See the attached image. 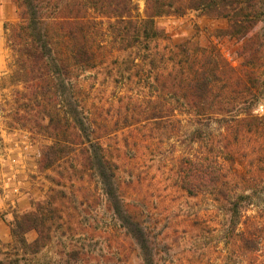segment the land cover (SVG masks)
Here are the masks:
<instances>
[{"label":"trees","instance_id":"16d2710c","mask_svg":"<svg viewBox=\"0 0 264 264\" xmlns=\"http://www.w3.org/2000/svg\"><path fill=\"white\" fill-rule=\"evenodd\" d=\"M11 3L18 21L5 28L6 40L13 55L12 79L21 84L13 96L14 120L21 128L39 133L50 142L41 148L37 169L58 170L68 183L96 176L115 214L123 199L117 171L125 152L118 145L109 146L107 141L117 129L137 125L140 120L136 114L141 115L144 129L137 137L154 144L174 126L175 113L182 108L193 127L190 142L204 139L209 122L223 129L217 135L224 139V131L231 127L239 134L244 121L238 116L228 118L226 113L237 104L251 105L258 97L254 94L257 81L249 66L256 65L264 50V0H144L143 17L134 0ZM186 11L225 19L227 27L217 37L238 43L233 53L242 59L240 67H233L213 47L160 45L164 33L155 25V18L181 16ZM85 71L105 81L96 88L97 92L105 86L122 84L128 87L127 94L119 96L116 105L109 104L107 109L105 104L99 106L94 93L91 98L96 102L86 104L81 96L87 88L80 81ZM141 81L151 89L143 107L131 95L132 85ZM249 118L259 121L256 116ZM225 148L221 146V150ZM217 151L210 157L201 152L184 156L178 169L179 186L189 197L206 196L214 204L219 203L230 217V246L251 254L264 240L257 235L252 221L247 225L249 218L242 214L241 202L249 196L240 194L234 198L228 192L223 172L228 152ZM48 177L53 182L54 178ZM128 182L132 183L130 179ZM59 185L56 181L55 187L48 189L44 202L33 203L31 210L14 216L11 243L0 264H39L38 254L53 241L61 224L67 219L69 222L63 209L71 200L64 190L56 188ZM123 206L124 211L116 216L127 244L118 243L117 249L135 251L138 264H175L172 258H166L171 250L165 241L167 233L148 226L136 202H125ZM197 224L194 220L190 226ZM239 224L242 230H237ZM28 232L36 235L31 241L26 239ZM86 253L83 246L77 245L62 252L64 257L53 264H127L124 256L94 259Z\"/></svg>","mask_w":264,"mask_h":264},{"label":"rangeland","instance_id":"374dc122","mask_svg":"<svg viewBox=\"0 0 264 264\" xmlns=\"http://www.w3.org/2000/svg\"><path fill=\"white\" fill-rule=\"evenodd\" d=\"M134 2L138 14L143 17L144 0ZM17 21L11 0H0V198L6 192L4 198L10 202L20 192L27 194L24 199L26 209L16 212L13 207V219L15 215L31 210L33 203L44 202L48 189L55 187L56 181L60 184L56 188L64 190L67 199L71 200L63 209V215L69 216V222L66 217L67 221L55 231L53 241L38 254L39 264L58 262V258L64 257L62 252L77 245L83 246L86 254L94 259L120 255L126 257L127 264H138L139 258L135 251L117 249L118 243L127 244L119 215L116 216L124 211L125 202H136L148 226H152L156 232L163 230L167 233L165 241L171 250L168 257L165 256L168 260L172 258L175 264L179 261L180 264H264V50L256 65L249 66L254 72L253 80L257 81L256 87H253L254 94L258 95L256 101L251 105L237 104L232 112L226 113L228 118L238 116L244 119L242 127H238L239 134L231 127L224 131L225 138L220 139L222 137L217 134L223 129L217 123L209 122L204 139L192 143L189 137L193 127L187 122L190 117L182 108H179V113H175L174 126L154 144L145 143L137 137L144 129L141 115L136 114L140 120L137 125L115 131L116 135L107 141L108 145H118L125 152L117 171V177L122 181L123 199L115 214L96 176L68 183L58 174V170L38 171L37 160L41 148L50 142L39 133L21 128L13 116V96L17 89H21V84L12 79L13 55L7 44L5 28ZM154 22L164 33L160 45L172 48L188 43L193 47H213L233 67H240L242 59L233 53L238 43L217 37L218 32L227 27L225 19L186 11L181 16L155 18ZM260 27L261 24L257 29ZM94 77L92 71H85L80 77L82 86L87 88L81 96L86 104L96 102L91 98L94 93L98 104H105L107 109L109 104L116 105L119 96L127 94L128 87L122 84L105 86L102 92H97L96 88L105 85V81L101 77ZM247 82L250 87L254 85L250 76ZM132 86L131 95L143 107L147 92L151 89L147 88L146 81ZM246 97L249 100L250 95ZM107 98L108 101H105ZM250 116H256L259 121L251 120ZM125 139L127 143H124ZM221 146L226 148L221 150ZM224 150L228 152L223 160L228 192L234 198L240 194L249 196L241 202L244 206L242 214L249 218L247 225L252 221L251 225L262 238L259 250L251 254L240 253L239 249L230 246L228 237L231 233L227 232L231 226L230 217L219 203L214 204L206 196L189 197L179 186L178 169L184 156L199 155L201 152L210 157L214 152ZM59 170L62 171L61 168ZM48 175L55 181L52 182ZM194 220L198 224L190 226ZM242 228L241 224L237 226V230ZM35 236L34 232H28L26 239L31 241ZM9 243L11 237L7 243H0V260L4 259L3 252Z\"/></svg>","mask_w":264,"mask_h":264},{"label":"crops","instance_id":"0c3cea01","mask_svg":"<svg viewBox=\"0 0 264 264\" xmlns=\"http://www.w3.org/2000/svg\"><path fill=\"white\" fill-rule=\"evenodd\" d=\"M18 193L15 198L10 200V202L6 201L5 195L6 192L2 195V198H0V213L2 214L0 216V243H7L10 240V223L13 220V207L16 208V212H21L26 209V205L24 202L25 196L27 194ZM10 205H12L11 208ZM10 209V210H9Z\"/></svg>","mask_w":264,"mask_h":264}]
</instances>
